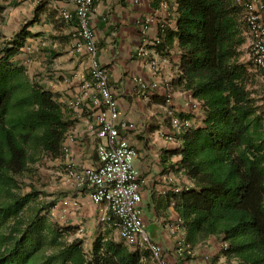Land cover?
Instances as JSON below:
<instances>
[{
  "label": "trees",
  "instance_id": "1",
  "mask_svg": "<svg viewBox=\"0 0 264 264\" xmlns=\"http://www.w3.org/2000/svg\"><path fill=\"white\" fill-rule=\"evenodd\" d=\"M177 13L181 61L173 84L204 111L203 124L182 133L174 152L193 180L189 190L174 193L185 240L196 245L219 235L228 242L227 258L264 264V91L255 89L264 71L241 59L245 8L238 0H178ZM24 35L22 29L0 49V264H156L149 250L101 235L89 259L81 239L67 241L69 228L50 221L55 201L21 191L20 178L38 152L63 156L73 125L56 95L10 61Z\"/></svg>",
  "mask_w": 264,
  "mask_h": 264
},
{
  "label": "crops",
  "instance_id": "2",
  "mask_svg": "<svg viewBox=\"0 0 264 264\" xmlns=\"http://www.w3.org/2000/svg\"><path fill=\"white\" fill-rule=\"evenodd\" d=\"M0 3L4 4L0 9V49L19 39L16 35L24 29L23 44L10 61L25 66L29 78L52 91L72 116L73 125L64 141L68 153L64 152L59 159L64 166L70 159L78 168L97 165V145L101 140L91 130L96 113L82 87L91 78V59L83 48V41L74 36L77 19L68 21L63 17V11L74 12V6L63 0H0ZM177 6L178 0L96 1L90 25L98 43L97 60L109 74L121 117L132 123L121 131V138L137 150L135 165L143 181L142 206L147 231L163 247L165 264H209L203 259V253H210L221 264H240L222 255L219 235H211L196 244L200 251L197 258H177L173 253L176 240L185 236V230L175 234L171 228L179 218L173 187L193 186V180L179 168L182 155L174 153L181 149L180 136L176 134L174 140L167 139L173 134L171 118H188L195 126L202 125L204 119L199 101L189 91L173 84L181 61L174 35ZM161 24L166 25V30L161 29ZM170 35L173 38L168 40ZM144 39L146 47L153 52L151 58L158 62L157 71L136 55ZM137 78L150 85V91L146 94L138 91ZM153 84L156 85L151 87ZM169 94L171 103L166 102ZM80 98L83 99L81 107L71 108L70 103ZM67 200L72 209L94 211L102 216L103 231L95 236L90 232V237L81 239L89 259L94 241L100 235L126 244L106 203H95L89 190L78 188ZM95 229L99 226L95 225L92 230ZM142 261L150 260L143 258Z\"/></svg>",
  "mask_w": 264,
  "mask_h": 264
},
{
  "label": "built area",
  "instance_id": "3",
  "mask_svg": "<svg viewBox=\"0 0 264 264\" xmlns=\"http://www.w3.org/2000/svg\"><path fill=\"white\" fill-rule=\"evenodd\" d=\"M74 6V12L63 11V17L68 21L77 19V28L74 36L83 41V48L91 59V78L83 84L85 96L91 99V106L96 113V122L91 124L101 142L97 145L98 164L78 168L76 162L70 159L66 165V180L77 188L89 190L92 200L97 203H106L108 210L117 220L120 237L127 245L135 250H149L152 263L165 264L162 254L163 247L152 240L147 231L142 206V180L140 171L135 165L137 150L128 141L121 138V131L132 126V123L123 119L120 114L118 100L109 82L107 70L98 62V43L90 25V17L98 0H63ZM245 8V20L248 26V42L251 60L255 67L264 71V1L263 0H238ZM1 17V14H0ZM165 30L166 25H160ZM146 39L137 48L136 55L149 62L154 71L158 69V62L151 58V52L146 47ZM160 40L157 39L156 43ZM149 59V60H148ZM264 85V75L262 77ZM153 84L151 87H154ZM138 91L146 94L150 91L142 78L136 79ZM264 91V90H263ZM83 99L80 98L70 103L71 108L81 107ZM172 95L169 94L166 102L171 103ZM173 134L167 139L174 140L193 126L190 119L173 116L171 118ZM64 152L68 149L64 147ZM192 186L176 185L174 193L189 190ZM173 232L184 230L183 221L179 217L171 224ZM221 251L228 248V242L222 241ZM173 253L177 258L193 259L200 255L196 245L180 236L175 243ZM209 264H221L210 253L201 254ZM225 256V254L222 253Z\"/></svg>",
  "mask_w": 264,
  "mask_h": 264
},
{
  "label": "rangeland",
  "instance_id": "4",
  "mask_svg": "<svg viewBox=\"0 0 264 264\" xmlns=\"http://www.w3.org/2000/svg\"><path fill=\"white\" fill-rule=\"evenodd\" d=\"M4 8V4L0 3V9ZM241 59L245 62H249L251 59L250 46L248 38L246 43L242 46ZM264 74L257 76V84L255 89L258 92H262L264 89L263 77ZM31 170L25 173L20 181L22 183L21 191L28 193L29 191H37L39 193L38 201L44 202V204L51 201H55V205L50 208L48 216L50 221L57 223L62 227H68L69 230L66 233L67 241L73 239H86L92 236L98 235L103 227L102 216L94 211L82 212V209L70 208L69 196H73V193L78 189L70 185L66 180V168L62 164L59 158L46 154L42 151L38 152L37 160L31 164ZM42 214H46L44 211ZM93 225V226H90ZM95 225L99 226V229H94Z\"/></svg>",
  "mask_w": 264,
  "mask_h": 264
}]
</instances>
